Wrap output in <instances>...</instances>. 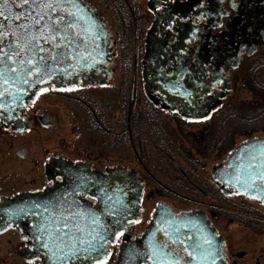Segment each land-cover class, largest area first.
<instances>
[{
  "label": "flooded vegetation",
  "instance_id": "flooded-vegetation-1",
  "mask_svg": "<svg viewBox=\"0 0 264 264\" xmlns=\"http://www.w3.org/2000/svg\"><path fill=\"white\" fill-rule=\"evenodd\" d=\"M57 2L59 15L73 26L61 33L58 49H52L51 41L41 42L47 51L37 55L46 58L51 71L21 73L27 83L11 73L0 78V206L22 195L61 189L75 164L95 174L127 167L143 180L139 214L105 242L103 257L93 264H115L120 253L125 258L119 264H264V203L244 193H226L228 187L213 175H221L218 166L238 145L264 137V125H250L242 110L227 104L264 102V0ZM30 5L31 0L29 6L0 1V33H8L0 37L5 53L9 44L15 47L10 25L22 22L15 15L9 19L10 14L33 15ZM25 58L36 62L22 51L13 57ZM63 116L71 122L69 145L60 135ZM191 122L201 130H190ZM47 133L54 135L52 147L46 146ZM235 136L245 139L229 142L226 157L213 161L209 175L202 177L216 191L198 195L208 201L169 187L190 181L188 166L175 158L192 151L184 138H199V153L210 150L219 156ZM110 152L117 153L116 161H110ZM148 178L164 184L166 192L153 190L162 197L143 216ZM172 198L196 204L177 207ZM75 202L82 207L96 200L85 192L76 193ZM255 205L260 208L252 209ZM4 213L0 207V224L11 226L0 234L19 236L20 264H42L35 217L13 225ZM182 213H188L187 223L199 224L201 236L178 225ZM235 223L236 230L231 228ZM230 238L241 239L233 250ZM202 242L209 254L198 259L192 245Z\"/></svg>",
  "mask_w": 264,
  "mask_h": 264
},
{
  "label": "water",
  "instance_id": "water-1",
  "mask_svg": "<svg viewBox=\"0 0 264 264\" xmlns=\"http://www.w3.org/2000/svg\"><path fill=\"white\" fill-rule=\"evenodd\" d=\"M220 167L223 168L221 175L217 177L214 172L213 175L223 186L228 187L226 193H244L264 203V179L260 178V173L264 172V137L238 145ZM72 168L64 177L65 185L61 189L52 188L46 192L22 195L0 206L4 214L13 218V225L20 219L35 217V228L42 242V264H93L103 257L105 242L112 241L129 222L136 220L140 211L143 180L137 172L121 166L96 174L92 169L77 164ZM245 179H249L250 183L244 184ZM85 192L96 202L76 207L75 194ZM187 215L182 213L178 216L182 219L178 225L201 236L204 231L198 228L199 224L187 223ZM65 223L67 227H64ZM9 226L0 224V232ZM61 232L68 234V238H61L64 243L56 239ZM44 244L48 247H44ZM89 244L95 250L85 252ZM199 244L200 249L195 252H198L197 258L201 259L209 252L203 242ZM57 247L63 251V256L59 252L56 256L52 255ZM69 248L73 250L69 251ZM124 258L120 253L115 264L121 263Z\"/></svg>",
  "mask_w": 264,
  "mask_h": 264
},
{
  "label": "rangeland",
  "instance_id": "rangeland-1",
  "mask_svg": "<svg viewBox=\"0 0 264 264\" xmlns=\"http://www.w3.org/2000/svg\"><path fill=\"white\" fill-rule=\"evenodd\" d=\"M128 76H130L129 74H127V79ZM41 93V92H40ZM40 93L38 95H40ZM53 93V92H52ZM46 96V95H45ZM126 98H127V89H126ZM243 97H246V95H242ZM241 97V96H239ZM247 102L250 101H229V109H235V111L237 110V112L242 110V114H244L245 117H247L250 121H252V123L250 125H254L257 128L261 129V127L263 128L264 125V102L262 101H252L254 104H249L247 105ZM236 113V112H235ZM192 123V122H191ZM70 126H71V122L65 117H62V121H61V133L60 135L64 138L63 140L66 142H68L67 144L69 145L72 136L70 133ZM253 126V127H254ZM201 126L198 122H194L192 123L191 126H189V129L192 131H197V130H201L200 129ZM248 129H251L248 128ZM257 133H259V131H257ZM48 137L46 139V146L47 147H52L55 145V138L53 133H47ZM242 139H245V137L243 136H235L231 139H229V141L226 143V145L223 146V152L218 156L215 155L213 153H209L210 150H204V153H199V149L196 148V146H200V139L199 138H194L192 139L189 138L188 140L186 138H184V143L185 145H189L192 146L190 149H192V151H189V153H177L175 155V158H177L176 156L181 157V159L184 161V163L188 166L189 170H185L186 174L188 172V176H189V182L188 185H184L185 181H183V184H173V185H169V187H171L173 190H183L182 192H184V190H186L184 193H188V195L192 198V197H197L199 199H202L204 201H208V199L206 198H201L198 197V195L203 194V192H205L206 194H210L211 192L214 193L216 191H214L212 188L210 189V186L206 183L205 180H203V176L204 175H209V170L211 168V164L213 161H219L222 160L226 157L227 155V151L230 149V146L241 141ZM80 141V139H78ZM113 142V141H112ZM111 142V145H112ZM229 142L230 146H229ZM83 143V141H81V144ZM183 145V144H182ZM226 146H228L227 150H226ZM183 154V155H182ZM110 156V161H116L117 160V153L115 152H110L109 154ZM176 162L178 163V161L176 160ZM196 163V165H195ZM179 164V163H178ZM199 167V168H198ZM203 167V168H202ZM177 171L176 168H174L172 170L173 175L175 176V172ZM171 172V173H172ZM180 177V176H178ZM199 178V179H198ZM164 184L162 185H156L155 181H153L152 179L148 178V180L145 183V188L143 190L142 193V215L144 216L146 214V212L150 211L153 206L155 205V203L157 202L158 199H160V197H162V195H159V193H152L153 190H157V191H161L160 193H165L166 189L164 188ZM186 193V194H187ZM170 200L174 205H176L177 207L180 206H192L195 205V202L190 201L189 203L187 202H178L176 201L174 198L172 199H168ZM229 200V199H228ZM185 204V205H183ZM222 204L225 206V208H230V203L229 201L226 200H222ZM242 205V204H241ZM241 207V206H240ZM239 207V208H240ZM242 208H247L246 206H243ZM260 207L258 206H252V209H259ZM237 223L231 225L232 229L236 230L237 227ZM231 242H230V250H233L234 248L237 247V245L240 243L241 239L238 241V238H230ZM245 240V239H243ZM21 251H22V245L19 239V236L13 232V231H8L6 233L0 234V264H20L23 262V259L21 257Z\"/></svg>",
  "mask_w": 264,
  "mask_h": 264
},
{
  "label": "snow or ice",
  "instance_id": "snow-or-ice-1",
  "mask_svg": "<svg viewBox=\"0 0 264 264\" xmlns=\"http://www.w3.org/2000/svg\"><path fill=\"white\" fill-rule=\"evenodd\" d=\"M20 3L21 5L29 6V0H20ZM73 6L75 7V5ZM59 7L60 5L57 0H51V2L48 3H37V0H31L30 11L32 9L36 10L33 15L25 16L24 13L10 14L9 19H11V15H15V19L22 22L10 25L13 29H15L11 33L12 37L15 38V47H13L12 44H9L7 46L9 48V53H5L3 50H0V65L3 66V68L0 69V78H3L7 73H11L16 77H19L20 81L27 83V81L23 80L21 73L26 72L31 75L33 72H40L41 68H43L46 72L51 71L50 67L44 63L46 58L44 56L37 55L39 52L47 51L46 48L41 47V42L48 44L51 41L52 49H58L64 41V37L61 33L67 32L68 28L73 26L64 22V17L59 15L57 11ZM53 13H56L55 20L52 18ZM0 15H3V13L0 12ZM24 20L27 22H23ZM7 35V32L0 33V37ZM57 37H59L60 42H57ZM0 42H2V40H0ZM21 51L28 53L31 56H35L36 62L34 63L33 60L29 58L19 61L14 60L13 57H19ZM52 59L55 60L56 57H53ZM9 61H12L13 64H18V67H12L9 65ZM29 65H31V67H28ZM4 82L7 83L8 79H5ZM260 178L264 179V172L260 173ZM249 183V179L244 180V184L247 185ZM47 210L48 209H45V211ZM67 226V223H65L64 227ZM41 227H43V225ZM49 235L51 236V233H49ZM62 237L68 238V234L61 232L58 234L56 239L60 240V243H64V240L61 239ZM53 243H55V241H53ZM74 243L75 241H73V244ZM81 243H83V241H81ZM181 243H183V241H181ZM43 246L46 248L48 247L47 244H44ZM65 247H67V245H65ZM192 247L194 251H198L200 249V244L194 243ZM72 250V248H69V251ZM88 250L94 251L95 248L92 244H89L84 251L87 252ZM76 251H80V249H76ZM158 251L161 255H163L162 250L158 249ZM57 252H59L61 256L64 255L63 251L58 247L55 251H52V255L56 256ZM189 255L193 256V252H189Z\"/></svg>",
  "mask_w": 264,
  "mask_h": 264
}]
</instances>
